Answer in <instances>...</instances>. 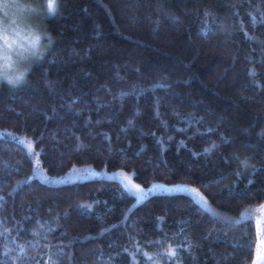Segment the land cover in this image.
Returning a JSON list of instances; mask_svg holds the SVG:
<instances>
[{
    "label": "trees",
    "instance_id": "1",
    "mask_svg": "<svg viewBox=\"0 0 264 264\" xmlns=\"http://www.w3.org/2000/svg\"><path fill=\"white\" fill-rule=\"evenodd\" d=\"M58 3L35 31L37 56L21 63L25 82L0 81V259L254 264L264 0ZM35 164L50 177L83 169L186 185L205 205L183 193L136 202L104 176L47 184Z\"/></svg>",
    "mask_w": 264,
    "mask_h": 264
},
{
    "label": "rangeland",
    "instance_id": "2",
    "mask_svg": "<svg viewBox=\"0 0 264 264\" xmlns=\"http://www.w3.org/2000/svg\"><path fill=\"white\" fill-rule=\"evenodd\" d=\"M17 2H19L21 4H27L30 7L36 9V11L31 13V14H29L27 11H25L21 21H19L18 25L15 26V28H12L11 30L12 31L20 30L22 33L26 32L27 35H24L23 38L26 41H28L29 43H30V40L32 38L29 35L30 32L33 33L34 35H39L40 38H42V36L39 34V32L37 33L35 31L38 29V24H39L40 20H42L43 17L45 16L44 10L46 11V7H44V5H46L47 0L44 1L43 5H42V7L45 8L44 10H43V8H41V5H40L38 0H4V3H9V4L17 3ZM5 11H7L9 13V19L7 21V23H9V24L11 23V19L15 15L19 14V11L17 8L13 7L10 9H6L3 7L2 4H0V27L3 26V12H5ZM46 13H47V11H46ZM40 41H41V39H40ZM38 44H39V42H38ZM38 44H37V47H38ZM37 47L35 49H32V51L36 52ZM28 56L30 57L32 55L29 54ZM25 59H23L21 61V63L23 61H25ZM0 81H5V80H0ZM100 176L112 178V179H115L118 182H120L122 184V186L124 187V189L134 197L136 202H141L144 199H146L148 196L153 195V194L183 193V194L190 195L197 202H199L201 205H203V206L205 205L203 202V199H201L197 190L193 187L186 186V185L154 184V185H151V186L145 187V188L139 186L140 191H138L137 187H136L138 185L133 182L131 177H129L128 175H126L124 173H119V172H117V173H104V172H97V171H92V170L80 169V170L71 171L63 177H50L42 171L40 166L35 164V177L44 183L52 184V185H59V184H64V183L72 182V181H76V180H83V179H87V178L100 177ZM178 189H182V190H178ZM142 194H143V198L141 199ZM256 229H257V244H256V249H255V261L254 262H257L259 260V257L257 255L258 249H264V244L260 243L262 240H264V211H263V215L261 217H259V216L256 217ZM260 264H264V261H260Z\"/></svg>",
    "mask_w": 264,
    "mask_h": 264
},
{
    "label": "snow or ice",
    "instance_id": "3",
    "mask_svg": "<svg viewBox=\"0 0 264 264\" xmlns=\"http://www.w3.org/2000/svg\"><path fill=\"white\" fill-rule=\"evenodd\" d=\"M0 4L3 5L4 8L6 9H10V8H17L19 11L18 15H15L12 19H11V23H7L8 19H9V13L7 11L3 12V26L0 27V60H5L6 61V51L7 49H11L12 47V43H10V38L7 34V29L8 28H15V26L18 25V22L21 21V19L23 18V14L25 11H27L29 14L33 13L36 11V9L30 7L27 4H21L19 2L17 3H4V0H0ZM41 4L43 5V0H41ZM44 7H46L47 13L48 15H54L57 14L59 11H62V7L60 5V3H58V0H47L46 5H44ZM16 31V30H15ZM17 34H19V32H17ZM207 34V33H205ZM29 35L32 37L30 40V47L31 49H35L37 47L38 42L40 41V36L39 35H34L33 33H29ZM32 56H37V53L35 51L31 52ZM26 78V77H25ZM25 78H23L22 80L20 78H17L16 81L11 84L13 87L22 84L23 82H25ZM0 80H4L3 77H0ZM216 146L213 145L212 148L214 149ZM29 150H31L32 145L29 144L28 145ZM212 149H206V152L211 151ZM247 166V165H245ZM137 190L140 191L139 186H136ZM178 190H182V189H178ZM143 198V194L141 195V199ZM2 199V198H0ZM248 220L251 219V216L249 215L247 217ZM261 244H264V240H262L260 242ZM5 255H7V253H5ZM178 255V250L177 249H173V248H169L168 251V260L169 261H174V259L177 257ZM259 260L257 262H254V264H260V261H264V249H258V253H257ZM152 257H149V260H151ZM0 264H5V261H3L2 259H0Z\"/></svg>",
    "mask_w": 264,
    "mask_h": 264
},
{
    "label": "clouds",
    "instance_id": "4",
    "mask_svg": "<svg viewBox=\"0 0 264 264\" xmlns=\"http://www.w3.org/2000/svg\"><path fill=\"white\" fill-rule=\"evenodd\" d=\"M11 29V27L7 29V34L10 38V43H12V47L11 49L5 50L6 61L0 60V77H3L10 85L17 78L22 80L26 77L27 69L21 65V61L32 52L30 43L23 38L27 33H22L20 30L12 31Z\"/></svg>",
    "mask_w": 264,
    "mask_h": 264
}]
</instances>
